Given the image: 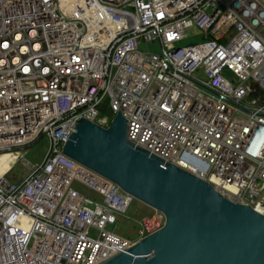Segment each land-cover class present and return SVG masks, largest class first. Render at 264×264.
Instances as JSON below:
<instances>
[{
	"label": "built area",
	"instance_id": "obj_1",
	"mask_svg": "<svg viewBox=\"0 0 264 264\" xmlns=\"http://www.w3.org/2000/svg\"><path fill=\"white\" fill-rule=\"evenodd\" d=\"M191 27L205 40L179 45ZM120 111L134 144L264 207V0H0V153L49 143L0 178V264H99L134 241L115 226L135 197L62 155L81 119Z\"/></svg>",
	"mask_w": 264,
	"mask_h": 264
},
{
	"label": "water",
	"instance_id": "obj_2",
	"mask_svg": "<svg viewBox=\"0 0 264 264\" xmlns=\"http://www.w3.org/2000/svg\"><path fill=\"white\" fill-rule=\"evenodd\" d=\"M62 155L165 214L163 226L99 264H264V212L131 142L121 111L107 128L81 119Z\"/></svg>",
	"mask_w": 264,
	"mask_h": 264
},
{
	"label": "rangeland",
	"instance_id": "obj_3",
	"mask_svg": "<svg viewBox=\"0 0 264 264\" xmlns=\"http://www.w3.org/2000/svg\"><path fill=\"white\" fill-rule=\"evenodd\" d=\"M205 40L203 32L198 27H191L187 30V37L179 42V45H187L191 43H197ZM144 48V45L142 46ZM150 47L154 50H158L157 45L152 44ZM199 76L202 77V73L199 71L197 73ZM49 148V143L45 137H42L36 143L30 145L24 150H20L19 157L25 158L26 161L30 162L31 164L40 165L47 153ZM27 151V153H25ZM30 170L25 168L23 163L18 164L15 169L9 174L7 177L8 180L12 182H20L24 178H26L30 174ZM77 188L80 191H85L90 193L91 192L86 186L77 185ZM155 215L154 208L150 207L143 201L135 198L128 210L124 214L118 215V221L115 226V231L117 234L125 236L129 239H136L140 236L139 230L141 229L142 217H148L150 219L153 218Z\"/></svg>",
	"mask_w": 264,
	"mask_h": 264
},
{
	"label": "bare ground",
	"instance_id": "obj_4",
	"mask_svg": "<svg viewBox=\"0 0 264 264\" xmlns=\"http://www.w3.org/2000/svg\"><path fill=\"white\" fill-rule=\"evenodd\" d=\"M19 152L20 151H11L0 153V178L10 174L15 169V167L20 164L22 158L19 157ZM227 188L230 187L227 186ZM258 210L264 212V207H259ZM157 221V217L151 219V222ZM22 224L24 226H27L29 224L27 216H22ZM115 235L119 236L118 234Z\"/></svg>",
	"mask_w": 264,
	"mask_h": 264
}]
</instances>
